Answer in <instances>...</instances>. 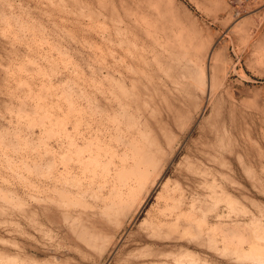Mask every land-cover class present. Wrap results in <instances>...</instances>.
<instances>
[{
	"label": "rangeland",
	"instance_id": "rangeland-1",
	"mask_svg": "<svg viewBox=\"0 0 264 264\" xmlns=\"http://www.w3.org/2000/svg\"><path fill=\"white\" fill-rule=\"evenodd\" d=\"M0 264H264V0H0Z\"/></svg>",
	"mask_w": 264,
	"mask_h": 264
},
{
	"label": "bare ground",
	"instance_id": "bare-ground-1",
	"mask_svg": "<svg viewBox=\"0 0 264 264\" xmlns=\"http://www.w3.org/2000/svg\"><path fill=\"white\" fill-rule=\"evenodd\" d=\"M77 141V140H76ZM87 159H89V158H87ZM92 160V159H91ZM134 163V162H133ZM121 171V170H120ZM171 207V206H170Z\"/></svg>",
	"mask_w": 264,
	"mask_h": 264
}]
</instances>
